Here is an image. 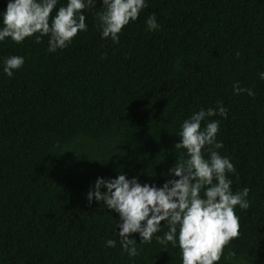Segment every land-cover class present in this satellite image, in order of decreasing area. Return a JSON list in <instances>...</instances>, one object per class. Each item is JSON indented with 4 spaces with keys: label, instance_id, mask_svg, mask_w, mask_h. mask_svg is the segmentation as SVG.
<instances>
[{
    "label": "trees",
    "instance_id": "obj_1",
    "mask_svg": "<svg viewBox=\"0 0 264 264\" xmlns=\"http://www.w3.org/2000/svg\"><path fill=\"white\" fill-rule=\"evenodd\" d=\"M82 11L87 30L63 49L48 52L36 34L0 42V264H181L179 247L155 238L163 222L149 243L131 234L129 257L119 214L86 194L119 174L161 186L185 151L174 148L182 121L218 104L215 150L249 207L235 206L239 236L217 264H264V0H147L116 43L101 38L100 0ZM11 55L25 62L8 77ZM234 82L254 95L234 94Z\"/></svg>",
    "mask_w": 264,
    "mask_h": 264
},
{
    "label": "clouds",
    "instance_id": "obj_2",
    "mask_svg": "<svg viewBox=\"0 0 264 264\" xmlns=\"http://www.w3.org/2000/svg\"><path fill=\"white\" fill-rule=\"evenodd\" d=\"M59 0H7L6 8L0 10V42L10 38L21 43L34 34L36 42L48 36V52L67 47L78 31H86L83 9L94 6L96 0H67L66 5L56 7ZM102 11L96 13L101 29V38L118 42V34L130 21H135L139 13L147 7V0H100ZM56 9L49 20L50 14ZM148 30H158L154 14L146 19ZM23 56L11 55L2 61V70L11 77L20 69ZM259 78L264 80V72ZM251 89L234 82L233 93ZM222 104L214 108H201L183 120L176 133L179 142L175 149L184 153L168 169L161 186L141 184L137 177L126 178L119 174L115 178L98 177L86 194L89 203L103 202L107 209L119 214L121 250L129 257L138 255L137 241L131 234L138 233L140 243L151 242L153 235L161 230V222L167 226L163 236L155 238L161 244L178 246L181 264H217L225 245L239 236V217L235 206L249 207L248 188L233 192L232 180L228 174L234 173L230 158L220 155L215 149L222 148L216 139L220 121L209 119L226 115ZM203 122V126H202ZM106 189V191H102ZM106 246L115 247L117 241L106 240ZM235 256L229 252L225 259Z\"/></svg>",
    "mask_w": 264,
    "mask_h": 264
}]
</instances>
